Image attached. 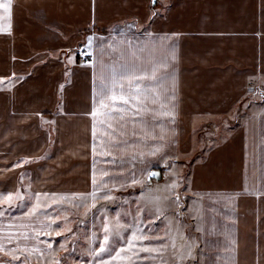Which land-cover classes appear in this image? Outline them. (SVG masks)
<instances>
[{"label": "crops", "instance_id": "crops-1", "mask_svg": "<svg viewBox=\"0 0 264 264\" xmlns=\"http://www.w3.org/2000/svg\"><path fill=\"white\" fill-rule=\"evenodd\" d=\"M161 4L172 7L148 28L149 0H0V31L14 28L0 33V245L11 237L31 255L58 254L62 233H48L58 224L52 209L64 205L45 199L90 193L93 172L111 191L130 189L118 185L133 168L139 178L142 154L155 162L179 149L180 129L192 130L204 116L238 114L250 99L228 143L217 146L220 167H193L197 186L189 197L199 200L202 259L252 264L247 254H264V100L252 93L264 85V7L261 0H160L157 9ZM172 32L183 34L174 47L164 39ZM89 36L93 63L84 67L76 56V86L58 112L54 83ZM173 90L182 109L175 128L161 114L172 110ZM113 96L139 101L133 109ZM96 98L104 103L92 115ZM27 156L40 158L21 165ZM26 197H34L33 207ZM26 206L34 213H13Z\"/></svg>", "mask_w": 264, "mask_h": 264}, {"label": "rangeland", "instance_id": "rangeland-1", "mask_svg": "<svg viewBox=\"0 0 264 264\" xmlns=\"http://www.w3.org/2000/svg\"><path fill=\"white\" fill-rule=\"evenodd\" d=\"M85 45V44H84ZM80 45V47H84ZM257 100H264V85H259V88L252 90ZM252 94V95H253ZM251 96V95H250ZM250 99L244 100L241 106H244L241 112L238 114H232L229 116H204L201 119L195 121L194 128L192 130L179 131V146L178 152L182 164L180 165L181 175L187 174L189 180L191 177L192 169L195 165L199 164L197 160L198 153L206 144H211V141L207 140V134L212 133L214 138H217V145L219 146L222 141L226 140L233 129L237 126L241 116L247 113L246 107ZM250 108V107H248ZM206 150V149H205ZM187 153V155L185 154ZM163 165H159L158 169H162ZM154 169H149V171ZM168 187H165V184ZM171 182L167 181L166 177L162 173V179L157 181L152 178L148 180L147 175L143 182L138 183L134 188L113 190L111 194L116 197L115 200H96L93 201L91 197L86 202L81 200V197H67L53 198L52 200L45 199L44 203L52 202L61 203L64 206L61 209H52L53 214L58 219V225H60V233L62 235L58 238L57 253L52 255H30L31 259L29 264H91L93 255L90 249L98 247L96 244V234L102 233L103 228H96V225L101 224V217H104L109 224V228L112 234L120 233L117 238H123V234L126 232L131 236V231L128 229V225H131L134 219L139 213L140 220L143 223L140 224L141 230L145 231L149 238L155 237L156 232L163 231L168 232V249L164 252L153 251L152 253H144L147 257V264H181V256L185 255L189 245L193 240L197 241L200 249L199 235L191 225L198 222V201L190 199L187 201L188 208L184 210V217H181L177 211L174 203H170L171 196ZM131 193V195H129ZM86 195V194H85ZM184 193H181L183 196ZM189 197V191L187 192ZM29 199L27 204L33 207L35 204H31L34 197H26ZM35 201V200H34ZM85 203L88 205V212L85 213ZM191 204V205H190ZM95 205H101L102 207L95 208ZM193 208V211L189 209ZM28 206L17 208L13 213H34L27 212ZM7 213L10 211H6ZM5 213V211H2ZM195 215V216H192ZM195 217V221H194ZM149 225L151 231H148ZM67 229H70L74 235H69ZM191 234V235H189ZM63 237V240L61 239ZM102 240V236L100 237ZM64 244V247H61ZM195 254V248H193ZM5 254L0 253V257ZM130 253L127 250H123L119 259L115 260V264H130ZM208 255L207 259H202L200 256V264L206 260L207 264H212L215 259ZM231 254H228L230 256ZM250 257L252 264H264V254H247ZM216 258L218 257L215 255ZM38 257V258H37ZM115 259V253H113ZM107 260V257H105ZM187 257H185V264H187ZM131 264H138L136 258L131 259ZM239 264H242L241 262Z\"/></svg>", "mask_w": 264, "mask_h": 264}, {"label": "snow or ice", "instance_id": "snow-or-ice-1", "mask_svg": "<svg viewBox=\"0 0 264 264\" xmlns=\"http://www.w3.org/2000/svg\"><path fill=\"white\" fill-rule=\"evenodd\" d=\"M149 3L151 5V9L147 15L149 18V24L148 28H151L152 24L155 23V21L158 18H162L165 16L168 9L172 7L171 4L167 5V7L163 4H161L160 9H157V4H160V0H149ZM261 6L264 7V0H261ZM15 7V6H13ZM93 11H94V5H93ZM14 16V14H13ZM13 19V18H12ZM0 23H3L2 20H0ZM94 23V20H93ZM147 31V28L145 29ZM14 32L13 23L11 25L10 31H0V33L10 34ZM164 39L171 40L172 46L174 47L177 43L178 39H183L182 33L172 32L164 37ZM86 47H78L76 51L71 52L69 55H67L66 60L72 64V68L66 69L64 74L55 81L54 83V92H53V102L57 108L58 112L64 111L66 108V100L67 95L70 91V89L74 88L76 86V81L74 79L75 76V58L77 55L82 56L83 59L80 61L81 65L84 67L91 66L93 61L89 58L90 53L87 51V47H90L92 44V37L89 36L86 38V41L84 42ZM36 59H39V56L36 57ZM12 75H16L13 73ZM0 79H4L2 75H0ZM16 79L19 80L20 76H16ZM100 95H103V90H101ZM120 99L124 101L125 104H131L132 108L135 109L137 107L136 101H139V97H136L135 100H133L131 97L127 96H120L116 97L113 96L112 100L115 101L116 99ZM103 104L104 101L102 99L96 98L93 100L92 104V115H95V106L96 103ZM170 104L172 106L171 111L162 112V115H165L169 118L171 121V126L173 128L177 127V117L179 116L180 111L182 109H179L177 107L178 105V98L175 93V90L172 91ZM121 112L124 111L123 108L120 109ZM136 115H139V113H134ZM43 120V117H41ZM175 139V138H173ZM207 140L211 141V144H206L204 148L200 150L197 156V160L199 161L198 167L202 169H207L208 171H214L215 169L220 167V161L217 159L216 152L219 151V147H217V138H214L212 133L207 134ZM228 143L227 140H225V145ZM206 149V150H205ZM151 155L155 157L157 155V152L155 149L150 150ZM187 155V153H185ZM101 155L105 157H109L110 153H101ZM144 156V159L141 160V166H140V176L139 178L136 175L135 168L132 169L131 174L127 175L126 177H123L125 182L123 184H119L118 186L120 188L125 187H135L137 183L144 181L145 174L147 175L148 180H151L152 178H159L161 174L166 177L167 181L171 182V196H170V203H174L176 206L177 213L184 217L185 213L184 210L189 207L187 204V201L190 199V197L187 196V192L193 188L196 187L195 180H189L187 174L181 175L180 165L182 164V161L179 157V152L175 148H173L171 151L164 152L163 154L159 155L158 159L155 160V162H151L147 159V154H142ZM39 156H27L19 160V163L22 165L26 161L30 162L32 159H39ZM96 158V147L95 144H93V160ZM115 161L105 159L104 163H114ZM163 165L162 169L159 170H151L149 169H158L159 165ZM15 166V165H13ZM93 169H95V163L92 165ZM111 179V177H109ZM165 187H168V184L166 182ZM236 188L239 189L240 195L244 194V188L243 184L237 185ZM184 193L183 196H181V193ZM21 193L19 191L16 192V197L19 199ZM37 196L41 195L40 193L36 194ZM43 195L48 196L49 194L44 193ZM79 195L81 197V200L86 202L89 197L92 198L93 201L103 199L105 201L107 200H115L116 197L111 194V190L109 187L104 183V181L97 182L95 178V173L93 172V178H92V191L88 194H78V193H71L70 196H77ZM131 195V193H129ZM55 194H53V197ZM7 203L9 205L12 204V197L13 192L8 191L7 192ZM53 202H55V199H53ZM102 207L101 205H95V208ZM7 211H11V209H7ZM88 212V205L85 203V213ZM191 213L189 212V215ZM57 219H60V217H57ZM143 223L142 220L139 218V213H137L136 218L134 219L133 223L131 225H128L129 231H131V236H129L126 232L123 234V238H117L120 236V233L112 234L111 230L109 228V224L106 222L104 217H101V224L96 225L97 229H100L101 227L104 229L102 233L98 232L96 234L95 240L98 247L90 249V252L93 255V259L91 261V264H115V260L119 259L122 255L123 250H127V253H130L129 261L131 264V259L134 257L136 258L138 264H147V257L145 255H142L144 253H152L153 251H160L164 252L168 249V232L163 231L162 233L160 231L156 232L155 237L149 238L148 235H146L145 231L141 230L140 224ZM52 231L48 233L49 236L52 235L54 232L56 236H60V225H51ZM192 228H194L197 232V234L201 231L200 226L198 223H195L191 225ZM215 227V225H213ZM69 235H74L70 229H67ZM148 231H151V227L149 225ZM191 235V234H189ZM102 236V240L100 237ZM9 240V244L7 245H0V249H5V255L3 257H0V264H29V261L31 259L29 253L25 250H22L20 247L15 246L13 247V244L18 245L19 243H22V241H15L13 242L11 237L7 238ZM63 240V237H61ZM45 244L49 243L48 241L44 242ZM236 241L235 245H233V241H231L230 250H232V247L234 246L236 248ZM61 247H64V244H61ZM193 248H195V254L193 252ZM113 253H115V259L113 258ZM39 255H42L40 253ZM200 249L198 247L197 241L193 240L192 244L188 246L185 255L181 256V264H185V257H187V264H200ZM107 257V260L105 259ZM38 258V257H37ZM163 264V262H161ZM203 264H207V261L205 260ZM235 264H239V261H235ZM258 264V262H257Z\"/></svg>", "mask_w": 264, "mask_h": 264}, {"label": "water", "instance_id": "water-1", "mask_svg": "<svg viewBox=\"0 0 264 264\" xmlns=\"http://www.w3.org/2000/svg\"><path fill=\"white\" fill-rule=\"evenodd\" d=\"M154 170H157V169H154ZM154 179H156L157 181H160L162 179V174L158 179L157 178H154Z\"/></svg>", "mask_w": 264, "mask_h": 264}, {"label": "built area", "instance_id": "built-area-1", "mask_svg": "<svg viewBox=\"0 0 264 264\" xmlns=\"http://www.w3.org/2000/svg\"><path fill=\"white\" fill-rule=\"evenodd\" d=\"M80 58H81V60L83 59V57L82 56H80ZM90 58V57H89ZM91 59V58H90Z\"/></svg>", "mask_w": 264, "mask_h": 264}, {"label": "trees", "instance_id": "trees-1", "mask_svg": "<svg viewBox=\"0 0 264 264\" xmlns=\"http://www.w3.org/2000/svg\"><path fill=\"white\" fill-rule=\"evenodd\" d=\"M52 135H53V132H52Z\"/></svg>", "mask_w": 264, "mask_h": 264}]
</instances>
